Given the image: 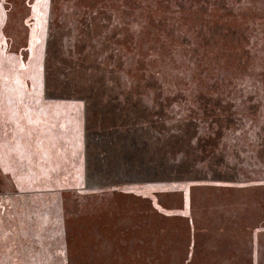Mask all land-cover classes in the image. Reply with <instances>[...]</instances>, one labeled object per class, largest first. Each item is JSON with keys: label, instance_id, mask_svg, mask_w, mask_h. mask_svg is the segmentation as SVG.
Segmentation results:
<instances>
[{"label": "rangeland", "instance_id": "1", "mask_svg": "<svg viewBox=\"0 0 264 264\" xmlns=\"http://www.w3.org/2000/svg\"><path fill=\"white\" fill-rule=\"evenodd\" d=\"M8 2L46 31L43 4ZM225 2L203 18L245 29L229 48L155 0H55L60 65L86 68L56 88L1 47L0 264H264V0Z\"/></svg>", "mask_w": 264, "mask_h": 264}, {"label": "trees", "instance_id": "2", "mask_svg": "<svg viewBox=\"0 0 264 264\" xmlns=\"http://www.w3.org/2000/svg\"><path fill=\"white\" fill-rule=\"evenodd\" d=\"M8 1H12L15 7L16 6L15 1L17 0H5V1L0 0V49L1 47H3L4 50L8 52V55L11 54L10 60H13V62L15 61L16 57H20V61L18 65H14V66L6 65L7 67H9V69L15 68L14 70L17 71L16 72L17 76H19L18 73H21L20 70L22 69H24V71H22L24 72L23 75L26 74V69L28 67L26 63L29 59L31 63H33L32 61L35 62V66L34 65L31 66V72L36 73V74L33 73L34 79L32 81L36 83H40L42 85H48V88H56L59 87V83L64 84L66 82H69L66 78H69L70 75L71 76L75 75L76 74L75 71L82 70V69L79 70L78 68L85 67V62L83 59L82 60L78 59V61L74 63V61L76 60L74 57L70 58L72 59L71 66L63 67L60 65L61 63L59 62L60 61L59 57L61 56L59 54L62 51L59 42L61 39L65 38L64 37L65 30L62 29V27L60 26L61 23L57 22L56 15H54L55 0H22L24 4L27 2V4L31 6L32 5L41 6V4H43L45 6V14H47L49 17L45 25L46 31H40V26L43 24H39L37 20L31 21L30 30L28 31V33L26 34L27 36L25 37L22 36V30L20 26L17 24L18 22L14 15V9L12 10V7H10V2ZM126 1L127 4H125L124 6L125 13L133 12L134 11L132 10L133 7L135 9L142 7L139 6L138 3H136L137 0H126ZM225 1L226 0H155L154 6H156L158 10L163 12L169 9L173 13L175 12L174 10H176L175 14L181 13L182 15L186 14L190 16V18L192 19V21H194V23L200 25L199 27H201V30L206 31V34L204 36L206 43L212 44V42L218 40V37L221 38L223 36L224 39L225 38L227 39L226 45L229 48L230 46H232L231 44L232 42H237L240 44L241 42L244 41L243 39H247L248 35L245 33V29L243 27L239 28V26H231L230 24L224 25L223 23H219L218 21H214L213 23L210 24L206 22L208 20L207 17L203 18V16H205L207 13H209V16L212 14L213 8L216 4H218V7H221L222 10L224 9L228 15H231L232 9L228 5L226 8ZM84 2H82V4ZM260 5L261 7H256V11L264 10V4L260 3ZM85 6L87 7V3ZM86 7H82V8L86 9ZM96 7L101 8L102 6L98 5ZM102 8L104 9V7ZM262 13H264V11ZM2 16H4V18H2ZM96 22L98 24V20ZM151 22L153 21L151 20ZM156 22L157 24H160L158 26L164 24L167 25L170 23V21H165V22L156 21ZM25 26L29 28L28 24H26ZM10 27H13L15 29V32L12 34V36L8 32V28ZM67 29L68 28H66V30ZM178 32L179 30L177 26L169 27L168 33L171 35L170 37L174 39L180 38V40H182V42L185 43V41H187L186 39L187 35L184 32L183 33L181 32V34L179 35ZM41 34L43 39L41 37ZM218 34H220V36H218ZM26 37H27V41H25ZM204 50H207L206 47H204L202 51L204 52ZM225 50H227L225 53L227 57H234L235 59L237 58L238 60L247 54V52H240V53H238L237 51L235 52L233 51V49L226 48ZM0 56H1L0 58L3 57L2 54H0ZM6 66H1V62H0V72H8L9 69L6 68ZM103 69L109 70L106 67H103ZM22 77L23 80H28L27 78H25V75ZM61 79H63V81ZM52 80H54L55 82H53ZM32 88H33V82H32ZM23 90L26 93L28 92L25 88ZM83 91H84L83 94H85V98L87 99L86 101H88L89 104H91L92 101L94 103L95 102L97 103L99 101H103L108 98L106 95H103L102 97L103 99H101V97L95 91H93L92 89L87 90L84 86H83ZM120 105L122 104L120 103ZM213 105L214 106H212V110L214 109L213 107L218 105V103L214 102ZM111 106L112 109H114V113H115V111H117L116 108L112 104ZM61 109L67 112L71 111L70 115L74 116L73 108L63 107ZM214 112L217 111L214 110ZM225 118L227 119V117ZM121 121L122 120H120V122ZM112 125H115V123L110 122L109 119L107 118H101V119L95 118V119H90V121L88 122L87 130H89L91 135H93L94 137L101 138L106 135V132L109 131V128ZM99 126H105V127L99 128Z\"/></svg>", "mask_w": 264, "mask_h": 264}]
</instances>
